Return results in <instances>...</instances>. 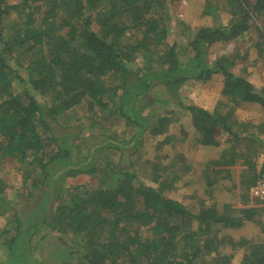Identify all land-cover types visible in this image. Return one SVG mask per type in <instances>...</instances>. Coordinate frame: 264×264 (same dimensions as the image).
<instances>
[{
	"label": "trees",
	"instance_id": "obj_1",
	"mask_svg": "<svg viewBox=\"0 0 264 264\" xmlns=\"http://www.w3.org/2000/svg\"><path fill=\"white\" fill-rule=\"evenodd\" d=\"M176 1L0 0V208L10 213L0 243L16 262L28 256L36 264H231L233 252L245 248L246 241L240 239L233 252L227 251L219 226L232 225L240 215L245 222L261 221L264 232V207L238 209L232 202L212 205L207 199L245 166L239 195L238 185L231 187L233 200L238 196L246 204L264 170L256 172V159L264 154V127L235 116L240 107L261 110L264 116V81L261 86L251 82L244 75L246 65L236 70L247 63L248 54L233 55L227 47L209 57L217 43L238 41L254 21L264 40V0H218L230 15L228 24L195 31L187 26L172 44L169 9ZM98 17L104 20L96 31ZM22 57L28 66L19 63ZM210 73L223 77L226 100L213 111L188 107L196 144L222 148L218 158L202 163V192L194 189L178 197L181 187L197 181L185 180L198 172L190 161L159 163L156 154L146 168L126 171L112 163L95 167L91 151L75 164L74 134H58L57 126L76 121L100 135L119 113L137 132L124 143L111 140V133L96 148L119 153L136 148L145 129L155 136L164 132L166 120L151 126V114L141 107L146 101L147 107L153 105L151 92ZM170 93L177 96L176 90ZM217 130L223 144L214 136ZM11 165L18 169L16 182L6 183L4 168ZM83 173L100 174L97 184L61 187L67 177ZM12 184L20 198L31 199L36 190L41 194L26 216L4 197ZM245 249L239 264H264V244ZM37 250L47 251L45 261L34 255Z\"/></svg>",
	"mask_w": 264,
	"mask_h": 264
},
{
	"label": "rangeland",
	"instance_id": "obj_2",
	"mask_svg": "<svg viewBox=\"0 0 264 264\" xmlns=\"http://www.w3.org/2000/svg\"><path fill=\"white\" fill-rule=\"evenodd\" d=\"M186 1L189 4V1L193 2L197 0ZM202 1L203 0H201V3ZM207 1L209 6H211V4L218 3V0H206V2ZM219 4L222 6L221 9L217 7L216 13L214 15H209L214 25L223 24V22H225L227 18H230V15L225 11V9H222L224 8L223 2L221 1V3ZM103 20L104 19L102 17H98L95 20L96 23H94V28L96 31L101 29ZM252 23H256V25L254 24V27H252V30L254 28L257 34L256 36L258 38H261L258 30V24L260 23L257 24L256 21ZM174 38L177 40V33L175 31ZM245 43L247 42L245 41ZM227 45L230 49V51H228L227 53L233 55L240 54V56L248 54L247 63H239L236 67L237 71L242 68L243 65L250 66V62L253 63L257 61L255 64L257 66L254 68H257V71L261 69V73H255V75H258V79L256 78L255 81H264V52H262L263 54H261V56H259V59H257L255 58V54L247 50L249 44H246L247 46H243L242 42H239L237 44L236 42H230L227 43ZM225 49L226 48H224V44L215 45L209 57L211 59H214L218 55L223 54ZM240 56L239 60L241 59ZM29 62L30 61L26 57H22L19 63L23 66H28ZM244 75L248 78L250 77L249 73ZM208 76L205 79L200 80H185L181 86L179 85L175 88L170 87V89H166L163 86H158L157 88H155L151 92L152 94L148 99V102H154L153 105L151 107H147L146 101L145 103H141V107L145 109L144 113L148 112L151 114V117L149 118L151 126L160 124V120L162 119L166 120L164 132L155 136L151 132L150 128L145 129V131L143 132L144 134L140 138L142 143L140 142L138 145H136V148H132V145L129 146V144H127L129 146L128 149L121 153L115 151V149L113 148H110V151H108L107 148H96L99 145L103 144L105 142V139L109 138V135L111 133L113 134V139L111 140L124 143V140L126 141V139H131L137 132V128L132 124H128L126 119L123 118L119 113L113 116L111 127L109 128L110 124L106 125L102 130V134L100 135L95 136L93 130H89L87 128H80L78 122L76 121H73L70 127L57 126L58 134L59 136H62L63 134H74L71 140L74 144L73 150L75 164L81 161L83 162L89 156L91 151L95 152L92 157V160L95 162V167L108 166L112 163L118 164L119 170L126 171L135 169L141 170L143 168H146L145 162L148 161V159H154L156 154H160V156H158V159H156V162L159 163L168 164L172 161H180L185 163L187 161H190V163H192L193 168H196L198 172H196V176L192 173L187 174L185 176V180L195 181V179L197 178V181H195L196 183L187 188H185V186L181 187L178 192L180 196L178 195V197L180 198L184 193H190L194 189H197L198 191L202 192L205 189V184H203L201 175L202 163L208 162L211 158H218L220 156V153L222 152V148H207L201 147L196 144L197 134L191 125V114L188 110V107L198 106L205 108L206 110L213 111L221 101L226 100L221 93L223 77L215 73H210ZM170 90H176L175 95L177 96L172 95L170 93ZM155 98H160L167 101L164 103L155 102ZM235 116L239 120H243L249 123L256 122L262 124V128L264 127V116L261 110H252L240 107L236 111ZM59 122L62 123V120H60ZM77 136H79L80 139ZM214 136L221 144L224 143L225 138L223 137V135L220 134L219 130L215 131ZM224 148H227V145H225L223 149ZM244 168L245 166H240L237 170H234L233 179L230 182L227 181L224 187L218 186L214 195L211 194L207 197L208 204L217 205L218 203L221 204V202H232L235 208L238 209L250 206V201L245 204L244 201L238 200L239 197L237 196L239 195V191H241L242 186L240 185L239 181L240 174L242 170H244ZM263 168L264 154L260 155L256 159V172L259 173ZM17 170V167L12 165L9 168H4V181H6V183H9V181L12 182L14 180L16 182L17 175L14 176L13 174H17ZM10 173H12L11 176ZM143 173L145 174V176H148L150 174V170L147 168V170ZM99 175L100 174L98 173H95L94 175L83 173L77 177L69 176L67 177V180L61 183V187L65 189L68 188L71 183H82L87 185V187L89 188L91 185L97 184V179L99 178ZM142 179L148 185H153V182L151 181L150 177H143ZM233 183H236L238 185V189L235 190L237 193L236 201H234L232 198L234 189L231 187V185ZM178 185L182 186L183 180H180ZM14 187L15 185L13 184L9 185L7 187L6 193L4 194V197L8 200V203L11 207L21 212L23 216H26L27 212L34 206V204H36V202L41 199V194L38 190H36L33 198H20L13 191ZM9 214V209L4 208L3 210H1L0 208V233L2 230L5 229V225L7 223L6 217ZM237 217L238 220L232 225H224L218 227L220 229V238L227 244V251L231 252L233 247H236L237 242L242 238H244L246 241L245 248L251 247L254 244H264V232H260L262 227L261 221L254 220L252 222H245V219L242 216L239 215ZM245 248L239 247L234 252L232 251L234 254V258L231 264L240 263L244 254L247 251V249ZM21 251L22 250H20V252ZM34 255L36 257H38V255H42L41 260H44L47 258V251H42L41 253L37 250L36 253L34 252ZM1 259L4 264H36L28 256H21V258L18 259V261L16 262V259H14V255L12 256L11 251H2L0 243V260Z\"/></svg>",
	"mask_w": 264,
	"mask_h": 264
},
{
	"label": "crops",
	"instance_id": "obj_3",
	"mask_svg": "<svg viewBox=\"0 0 264 264\" xmlns=\"http://www.w3.org/2000/svg\"><path fill=\"white\" fill-rule=\"evenodd\" d=\"M183 1L184 0H180V1H176V2L172 3L170 6V9H169L170 31H171L170 36H169V40L172 44L176 42V39L174 38V31L178 34V33H181L184 29H187L188 28L187 26H189V29H192L194 31L198 27L216 26L212 23V20L209 17V15H214L216 13L217 7H219L220 9L222 7L218 3L211 4V6H209L208 1L206 2V0L205 1L203 0L202 3H201V0H197V1H193V2L189 1V4L187 3L186 0H185L186 4H184ZM222 9H225V7ZM208 17H209V20H208ZM229 20H230V18H227V20L225 21L226 23L223 22V24L224 25L228 24ZM258 25L260 26V24H258ZM252 27H254V26H252ZM256 35L257 34H256V31L254 30V28H253V30L251 28L250 31L247 32L243 36L244 38L242 37L243 39H239L240 41H236V44L239 42H242L243 46L246 44H249V47H247V50H249L251 53L255 54V58L259 59V56H261V54H262L260 49L262 48V52H264V40L262 38H258ZM174 39H175V41H174ZM245 41L247 43H245ZM218 44H224V48L229 47L227 45V43L220 42V43H217L216 45H218ZM256 62L257 61H255L253 63L250 62V66H247L248 67V73L250 75L249 78H250L251 82H253L255 85L261 86V85H263V81L262 82H256L255 81L256 78L258 79V75H255V73L256 72H258L259 74L261 73V69H259V71H257V68H254L257 66V65H255ZM263 76H264V74H263ZM257 206L261 207V205H258V204H257ZM246 207H250V206H246ZM262 207H264V206H262Z\"/></svg>",
	"mask_w": 264,
	"mask_h": 264
},
{
	"label": "built area",
	"instance_id": "obj_4",
	"mask_svg": "<svg viewBox=\"0 0 264 264\" xmlns=\"http://www.w3.org/2000/svg\"><path fill=\"white\" fill-rule=\"evenodd\" d=\"M183 3L186 4V1L184 0ZM250 203V206L256 204L264 206V170L252 187Z\"/></svg>",
	"mask_w": 264,
	"mask_h": 264
}]
</instances>
